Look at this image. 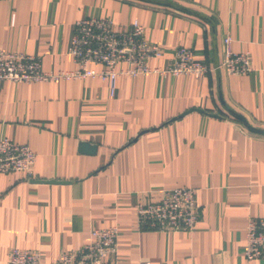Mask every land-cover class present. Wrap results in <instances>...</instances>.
<instances>
[{"label":"crops","instance_id":"crops-1","mask_svg":"<svg viewBox=\"0 0 264 264\" xmlns=\"http://www.w3.org/2000/svg\"><path fill=\"white\" fill-rule=\"evenodd\" d=\"M89 16L137 19L163 50L151 66L184 46L209 71L120 75L113 94L99 77L0 81V138L36 153L30 174L0 173V264L12 247L59 264L110 226L119 232L104 264H264L245 256L247 221L264 218V134L228 111L264 128V0H0V48L71 70L74 22ZM226 36L249 55L248 72L220 66ZM178 187L195 193V227L141 226L136 205Z\"/></svg>","mask_w":264,"mask_h":264},{"label":"built area","instance_id":"built-area-1","mask_svg":"<svg viewBox=\"0 0 264 264\" xmlns=\"http://www.w3.org/2000/svg\"><path fill=\"white\" fill-rule=\"evenodd\" d=\"M137 19L127 26L118 27L110 18L89 16L74 22L69 46L75 67L71 70H43L40 60L19 52L0 48V81L46 82L54 80L99 77L110 84V94L115 91V81L120 75L143 76L148 73L193 74L202 76L209 71L199 61L191 48L176 47L172 59L164 67L151 66L150 61L163 54L162 48L149 41ZM223 60L220 64L228 73L243 74L250 70L247 53L233 52L230 37L224 38ZM93 63L99 69L89 67ZM36 153L26 144L6 137L0 138V173L23 171L30 174ZM138 222L162 231L192 230L198 219L195 193L187 187L164 190L157 201H140L136 205ZM118 229L115 226L90 230L89 240L80 248L63 252L59 264H104L116 251ZM248 259L264 257V218H249L246 225ZM7 264H42L39 252L12 247ZM141 264H149L144 262Z\"/></svg>","mask_w":264,"mask_h":264},{"label":"water","instance_id":"water-1","mask_svg":"<svg viewBox=\"0 0 264 264\" xmlns=\"http://www.w3.org/2000/svg\"><path fill=\"white\" fill-rule=\"evenodd\" d=\"M148 1H152V2H162L161 0H148ZM167 4H170L171 6H175L178 9L190 12L191 10L187 9L186 7L177 5V4H173L170 2H166ZM190 110H195V111H200V112H204V110L200 109V108H191ZM189 110V111H190ZM228 111L234 116L236 117L242 124L243 126L248 129L251 132H255V133H260V134H264V128L263 127H257L252 125L250 122H248V120L240 113L232 110V109H228ZM188 112V111H186ZM184 112V114L186 113ZM183 115V114H182ZM80 149L84 150V151H90V152H94L95 147L91 146L90 144L86 143V142H81L80 144ZM48 181H55V180H48Z\"/></svg>","mask_w":264,"mask_h":264},{"label":"trees","instance_id":"trees-1","mask_svg":"<svg viewBox=\"0 0 264 264\" xmlns=\"http://www.w3.org/2000/svg\"><path fill=\"white\" fill-rule=\"evenodd\" d=\"M161 1H163V0H161Z\"/></svg>","mask_w":264,"mask_h":264}]
</instances>
